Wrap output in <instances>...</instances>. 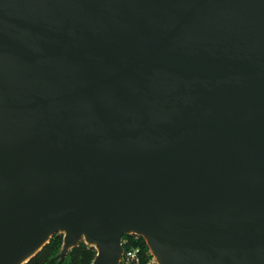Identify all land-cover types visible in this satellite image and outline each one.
<instances>
[{
  "label": "water",
  "instance_id": "95a60500",
  "mask_svg": "<svg viewBox=\"0 0 264 264\" xmlns=\"http://www.w3.org/2000/svg\"><path fill=\"white\" fill-rule=\"evenodd\" d=\"M56 232L264 264V0H0V264Z\"/></svg>",
  "mask_w": 264,
  "mask_h": 264
},
{
  "label": "trees",
  "instance_id": "16d2710c",
  "mask_svg": "<svg viewBox=\"0 0 264 264\" xmlns=\"http://www.w3.org/2000/svg\"><path fill=\"white\" fill-rule=\"evenodd\" d=\"M62 247V233H54L48 243L31 257L25 264H92L96 250L93 245L80 241L77 245L69 248L62 259L57 254ZM123 250L131 247H139L144 258L148 257V247L141 236L124 234L122 236Z\"/></svg>",
  "mask_w": 264,
  "mask_h": 264
},
{
  "label": "built area",
  "instance_id": "2783aa9c",
  "mask_svg": "<svg viewBox=\"0 0 264 264\" xmlns=\"http://www.w3.org/2000/svg\"><path fill=\"white\" fill-rule=\"evenodd\" d=\"M141 253L139 247L126 248L122 251L119 264H157L148 249V257Z\"/></svg>",
  "mask_w": 264,
  "mask_h": 264
}]
</instances>
